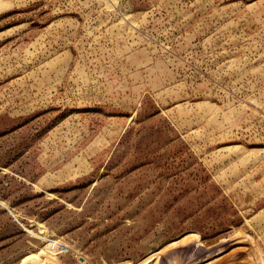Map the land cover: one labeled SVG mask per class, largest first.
<instances>
[{"label":"rangeland","instance_id":"rangeland-1","mask_svg":"<svg viewBox=\"0 0 264 264\" xmlns=\"http://www.w3.org/2000/svg\"><path fill=\"white\" fill-rule=\"evenodd\" d=\"M0 264H264V0H0Z\"/></svg>","mask_w":264,"mask_h":264}]
</instances>
